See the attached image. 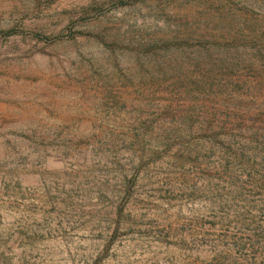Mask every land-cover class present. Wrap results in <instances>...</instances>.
Instances as JSON below:
<instances>
[{"label": "rangeland", "instance_id": "rangeland-1", "mask_svg": "<svg viewBox=\"0 0 264 264\" xmlns=\"http://www.w3.org/2000/svg\"><path fill=\"white\" fill-rule=\"evenodd\" d=\"M0 264H264V0H0Z\"/></svg>", "mask_w": 264, "mask_h": 264}]
</instances>
